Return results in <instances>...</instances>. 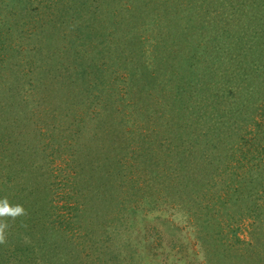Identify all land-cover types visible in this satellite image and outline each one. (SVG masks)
<instances>
[{"label": "rangeland", "instance_id": "1", "mask_svg": "<svg viewBox=\"0 0 264 264\" xmlns=\"http://www.w3.org/2000/svg\"><path fill=\"white\" fill-rule=\"evenodd\" d=\"M0 264H264V0H0Z\"/></svg>", "mask_w": 264, "mask_h": 264}, {"label": "trees", "instance_id": "2", "mask_svg": "<svg viewBox=\"0 0 264 264\" xmlns=\"http://www.w3.org/2000/svg\"><path fill=\"white\" fill-rule=\"evenodd\" d=\"M152 2H155L156 0H151ZM162 1H165V0H157V3H160V2H162ZM187 6V5H186ZM175 8V10H177L178 9V4H176V6L174 7ZM195 8V7H194ZM196 8H200V9H203V8H201V6H197ZM202 17V16H201ZM203 19H204V16L202 17ZM209 23V22H208Z\"/></svg>", "mask_w": 264, "mask_h": 264}]
</instances>
